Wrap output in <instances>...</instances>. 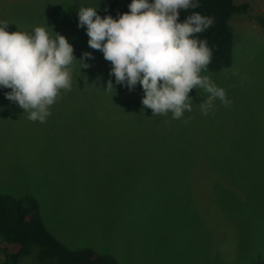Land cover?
<instances>
[{"label": "rangeland", "instance_id": "obj_1", "mask_svg": "<svg viewBox=\"0 0 264 264\" xmlns=\"http://www.w3.org/2000/svg\"><path fill=\"white\" fill-rule=\"evenodd\" d=\"M111 1L0 0L9 32L44 26L77 58L44 123L0 87V193L33 194L56 238L117 264H264V0H234L249 8L229 20L232 61L203 73L231 106L203 115L206 93L193 89L181 119L153 116L144 93L106 91L111 64L78 10L104 17Z\"/></svg>", "mask_w": 264, "mask_h": 264}, {"label": "clouds", "instance_id": "obj_2", "mask_svg": "<svg viewBox=\"0 0 264 264\" xmlns=\"http://www.w3.org/2000/svg\"><path fill=\"white\" fill-rule=\"evenodd\" d=\"M199 6V0H132L130 11L118 18L101 17L96 7H80L78 27L86 26L89 47L110 62L116 84L129 90L137 83L142 86V104L153 116L171 113L173 119H181L192 111L193 89L206 93L199 108L208 115L217 100L225 107L232 101L223 87L203 74L213 49L198 34L212 27L215 18L192 12L182 22L179 19L181 12ZM7 25L0 22V87L11 89L6 98L28 113V120L44 123L61 93L72 89L77 60L73 45L44 26L9 32ZM84 58H93L92 54L86 52L79 60L88 67ZM113 88L109 79L106 91Z\"/></svg>", "mask_w": 264, "mask_h": 264}, {"label": "trees", "instance_id": "obj_3", "mask_svg": "<svg viewBox=\"0 0 264 264\" xmlns=\"http://www.w3.org/2000/svg\"><path fill=\"white\" fill-rule=\"evenodd\" d=\"M131 2L112 0L110 15L118 18L130 11L128 5ZM199 3L198 8L181 12L179 19L182 22L192 12L215 18L214 25L198 36L206 38L213 49L208 69L217 71L229 66L232 61L233 34L229 20L234 13L246 12L249 4H235L234 0H199ZM260 22L263 24L264 21ZM109 79L119 91L144 93L139 83L133 90L116 84L110 71ZM0 251L3 257L0 264H117L112 255L99 253L90 247L70 248L56 238L46 228L39 203L31 193L22 196L0 193Z\"/></svg>", "mask_w": 264, "mask_h": 264}]
</instances>
